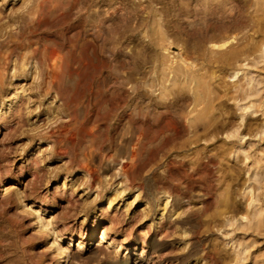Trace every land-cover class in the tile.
Returning a JSON list of instances; mask_svg holds the SVG:
<instances>
[{"label":"rangeland","instance_id":"1","mask_svg":"<svg viewBox=\"0 0 264 264\" xmlns=\"http://www.w3.org/2000/svg\"><path fill=\"white\" fill-rule=\"evenodd\" d=\"M38 1L0 0V264H264V0Z\"/></svg>","mask_w":264,"mask_h":264},{"label":"bare ground","instance_id":"2","mask_svg":"<svg viewBox=\"0 0 264 264\" xmlns=\"http://www.w3.org/2000/svg\"><path fill=\"white\" fill-rule=\"evenodd\" d=\"M51 0H39L38 1V9L37 11L43 12L46 9V6L50 4ZM49 8V7H48ZM24 24V23H23ZM21 27V26H20ZM22 27L18 30V33L20 34V37L25 40V42L28 44L27 48H30V53L29 55H24L26 57L31 58H36L37 56H41V60L39 61V77H41L42 80H45L46 78H50L51 81L54 80H61L63 79V65L59 64V59L61 58V55L59 51L56 48H42L40 47L37 43H32V38L29 35H26V33L22 32ZM21 39V41H22ZM25 43V44H26ZM30 46V47H29ZM29 59V58H28ZM36 61V59H34ZM32 62V61H31ZM72 71V70H71ZM70 71V72H71ZM137 85V83H136ZM61 87V86H60ZM49 91L52 90V87H48ZM60 89V88H58ZM64 89V88H63ZM62 88L58 91V93L63 95V90ZM67 89V88H66ZM63 90V91H61ZM100 92V91H99ZM95 95V94H94ZM98 102V99L95 100ZM75 116V115H74ZM73 117V116H72ZM76 121V120H75ZM67 122V121H66ZM70 122V121H69ZM169 122V121H168ZM165 123V122H164ZM168 124V123H167ZM172 123H170L171 125ZM163 125V124H162ZM168 125V126H170ZM174 125V123H173ZM165 126V125H164ZM147 140V139H146ZM134 144V143H133ZM140 145V144H139ZM138 149V145L135 146V149L133 150L134 156L136 155V151ZM136 158V157H135ZM126 161V160H125ZM128 163L123 164V168L125 171H128L127 168ZM90 170V169H89ZM131 172V171H130Z\"/></svg>","mask_w":264,"mask_h":264}]
</instances>
